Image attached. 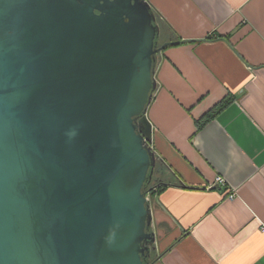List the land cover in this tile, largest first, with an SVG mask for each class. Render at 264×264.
Masks as SVG:
<instances>
[{"label": "water", "instance_id": "obj_1", "mask_svg": "<svg viewBox=\"0 0 264 264\" xmlns=\"http://www.w3.org/2000/svg\"><path fill=\"white\" fill-rule=\"evenodd\" d=\"M148 0H0V264H152Z\"/></svg>", "mask_w": 264, "mask_h": 264}, {"label": "crops", "instance_id": "obj_2", "mask_svg": "<svg viewBox=\"0 0 264 264\" xmlns=\"http://www.w3.org/2000/svg\"><path fill=\"white\" fill-rule=\"evenodd\" d=\"M148 1L160 40H179L159 52L146 112L153 264H264V0Z\"/></svg>", "mask_w": 264, "mask_h": 264}, {"label": "trees", "instance_id": "obj_3", "mask_svg": "<svg viewBox=\"0 0 264 264\" xmlns=\"http://www.w3.org/2000/svg\"><path fill=\"white\" fill-rule=\"evenodd\" d=\"M156 15V14H155ZM156 20H157V24L159 25V28H160V30H159V36H158V45H161V44H163L164 43V41L163 40H160V38H161V36H162V34L164 33V28H161V26H160V21L158 20V18H157V16H156ZM169 42H176V43H178L179 42V40H175V41H173V40H169ZM180 42H184L183 40L182 41H180ZM174 44V43H173ZM227 102V100H223L221 103H219V104H217V106H215L211 111H209L207 114H205V116L202 118V120L200 121V122H197L198 124V126L200 127L201 125H203L205 122H207L208 120H210L213 116H214V114L225 104ZM150 183H151V180H149V181H147V182H145V184H144V186H143V191H146L147 190V188L149 187V185H150ZM157 189V186H153L152 188H151V192L153 193L154 192V190H156ZM157 254H156V252L154 251V249H152V250H150V252H149V254L146 256L147 257V259L153 264L154 262H156V259H157Z\"/></svg>", "mask_w": 264, "mask_h": 264}, {"label": "built area", "instance_id": "obj_4", "mask_svg": "<svg viewBox=\"0 0 264 264\" xmlns=\"http://www.w3.org/2000/svg\"><path fill=\"white\" fill-rule=\"evenodd\" d=\"M224 179L221 177V176H216L215 178H214V181L212 182V183H210V184H208V188H212L215 184H219V185H222V184H224ZM150 192H149V190L147 189V193H146V197H147V199H148V201H149V204H150V206H151V197H150ZM235 197V194H234V192H232V193H230L229 195H228V198L231 200V199H233Z\"/></svg>", "mask_w": 264, "mask_h": 264}, {"label": "rangeland", "instance_id": "obj_5", "mask_svg": "<svg viewBox=\"0 0 264 264\" xmlns=\"http://www.w3.org/2000/svg\"><path fill=\"white\" fill-rule=\"evenodd\" d=\"M158 56H159V53L156 54L155 62H156ZM154 177H155V176H154V172H153V174H152V178H151V183H150L149 187L147 188V189L149 190V192H150L149 195H150V197H151V202H152V203H153V197H152L153 193L151 192V188H152L153 186L157 185V184H155V178H154ZM152 228L154 229V225H153V224H152Z\"/></svg>", "mask_w": 264, "mask_h": 264}]
</instances>
